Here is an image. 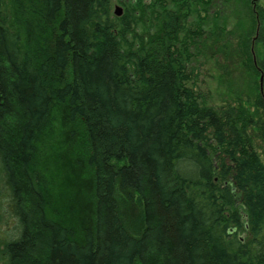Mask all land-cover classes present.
<instances>
[{"label":"trees","instance_id":"16d2710c","mask_svg":"<svg viewBox=\"0 0 264 264\" xmlns=\"http://www.w3.org/2000/svg\"><path fill=\"white\" fill-rule=\"evenodd\" d=\"M121 1L0 0V264H264V9L237 0L230 32L263 89L216 106L199 59L236 0ZM58 121L91 183L74 226L42 166Z\"/></svg>","mask_w":264,"mask_h":264},{"label":"rangeland","instance_id":"374dc122","mask_svg":"<svg viewBox=\"0 0 264 264\" xmlns=\"http://www.w3.org/2000/svg\"><path fill=\"white\" fill-rule=\"evenodd\" d=\"M224 1L220 0L218 5L221 4L222 6ZM258 2L264 9V0H258ZM243 3L244 0H240L241 15L244 9ZM236 5L237 0L232 5L225 7V11L229 9L225 12L226 15L224 14L228 21L226 24L227 31L223 32L222 35L220 33L219 35L216 34L212 38L213 40L210 41L208 49L204 51V55L199 59L198 85L202 92L208 96L212 105L216 106H220L229 100H235L238 97H241L244 103H247L249 95L254 93L251 87L256 80H260L263 89L262 78L259 79L255 74L244 69L241 57L240 62L238 57H234L238 50L233 48L238 47L239 39L237 35L233 36L230 32L234 31L238 23V18L233 12L234 8H232ZM117 9L121 10L120 16L116 15ZM111 12L114 17L121 18L127 12V8L121 0H113ZM224 16L222 19L225 18ZM210 22V26L206 27L210 28L212 32L214 21ZM221 24L223 25L222 22ZM226 43L232 46L229 60L217 49V46H224ZM255 49L257 57L262 60L264 57L263 44H256ZM68 137V130L62 127L58 121L55 124V131L53 137L50 138V143L45 144V164L42 166L44 170L46 169V177L54 197V206L59 208L62 216L70 215L67 222L74 226L79 220L82 224L86 219L84 214L90 207L91 183L86 179L85 170L78 165L79 159L73 157L78 148L67 144Z\"/></svg>","mask_w":264,"mask_h":264},{"label":"water","instance_id":"95a60500","mask_svg":"<svg viewBox=\"0 0 264 264\" xmlns=\"http://www.w3.org/2000/svg\"><path fill=\"white\" fill-rule=\"evenodd\" d=\"M116 15L117 16H120L121 15V10L120 9H117Z\"/></svg>","mask_w":264,"mask_h":264}]
</instances>
